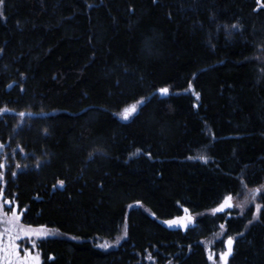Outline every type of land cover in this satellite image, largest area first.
Segmentation results:
<instances>
[{"label": "trees", "instance_id": "obj_1", "mask_svg": "<svg viewBox=\"0 0 264 264\" xmlns=\"http://www.w3.org/2000/svg\"><path fill=\"white\" fill-rule=\"evenodd\" d=\"M4 109L0 196L56 232L38 243L42 264H208L201 241L225 224L228 264H264V193L249 226L250 211L204 215L264 181L256 0H4ZM125 217V241L98 248Z\"/></svg>", "mask_w": 264, "mask_h": 264}, {"label": "rangeland", "instance_id": "obj_2", "mask_svg": "<svg viewBox=\"0 0 264 264\" xmlns=\"http://www.w3.org/2000/svg\"><path fill=\"white\" fill-rule=\"evenodd\" d=\"M0 14H1V5H0ZM141 101H143L144 103L145 99H141L137 102L131 103L123 107L120 111L116 112L115 114L116 117L120 121L126 122L121 117L123 110L125 108H130L133 105H135L138 111L140 106L142 105L140 103ZM134 114L135 113L130 115L128 120H130ZM195 156L205 158L204 153H201V152L197 153V155ZM0 165H2V168L0 167V176H1L2 173L4 174L7 172L6 168L8 167V165L6 164L5 161L0 162ZM257 189L259 190V193H257L256 191ZM257 189L247 188L246 186L241 185L239 191L234 196H231L232 207L225 208L223 211H220V212L215 211L223 203L224 201L223 200L222 203L215 210L208 211L204 215L207 214V215L215 216L217 214H222L226 216L227 218L229 217V218L236 219L238 217L239 218L243 217L244 215H246V213H248V211H250L249 221L254 220V217L257 212V207H259L261 210V206L259 203V194L264 193V181L261 184V186L258 187ZM134 207H136V205L134 204L130 205L127 211H129L131 208H134ZM13 213H16L17 224L20 227H23L25 229H30L31 231L29 232L28 235H24L23 233H21V238L19 239L10 240L9 236L10 235L14 236L15 232L14 231L11 233L9 232V229L11 228V226L5 223V217L11 219ZM192 220H193L192 218L187 217V218L182 219L180 221L181 222L180 224L189 225V223H191ZM256 222L258 221H254L251 224H254ZM251 224L248 222L247 226ZM126 229H127V218L125 217L115 237L111 239L95 240V245L102 250H111L113 248H116L123 241H125L126 232H127ZM226 230H227V225L225 224L223 228L219 227L216 232L212 233L211 235H209L208 237L204 238L201 241V244L207 256L208 264H224V262L220 260V255L221 253L227 251V239L229 237H227L225 234ZM37 233L39 235H36ZM55 235H56V232L53 229H49L47 227H31V226L24 225L21 220V211L15 207L14 203L12 202L9 203V201L5 202L2 200V197L0 196V264H4L3 257L6 255V253L4 252V249L8 248L9 245L12 243L16 245V251L18 252L21 259L27 258L26 254L30 253L31 256L33 257H39L40 264H42V258L37 248L38 243L40 241H44L51 237H54ZM231 238L233 239V237ZM101 245H107V247H101ZM209 257H212V259H210ZM230 257L231 255L227 257V261H229Z\"/></svg>", "mask_w": 264, "mask_h": 264}, {"label": "snow or ice", "instance_id": "obj_3", "mask_svg": "<svg viewBox=\"0 0 264 264\" xmlns=\"http://www.w3.org/2000/svg\"><path fill=\"white\" fill-rule=\"evenodd\" d=\"M257 4L260 5L261 8H264V0H256ZM4 4V0H0V5ZM259 10V9H256ZM233 28H237L238 25L233 24L232 25ZM160 94L162 96H167L169 94V89L168 88H161L159 90ZM199 98V95L197 94V99ZM141 104H143V101L140 102ZM0 111H7V109L4 110H0ZM137 112V108L135 105H133L130 108H125L121 114V117L123 120L127 121L130 117V115H132L133 113ZM21 115H24L23 113H21ZM199 159L204 160L205 162H207L206 158L204 157H199ZM0 167H2V165H0ZM12 175H16L15 173H12ZM60 187H64V181L61 180L59 181ZM257 193H259V190H256ZM231 196H228L227 198L224 199L223 203L215 210L217 212L223 211L225 208H230L232 207V203H231ZM10 203V202H9ZM187 211V210H185ZM260 208L257 207V212L256 215L254 217V220H250L249 223H253L254 221H259L261 219L260 216ZM5 223L10 225L11 228L9 229V232H15V235H10L9 239L10 240H14V239H19L21 238V233H23L24 235H28L29 232L31 231L30 229H25L23 227H20L17 224V216L16 213H13L12 218L9 219L7 217H5ZM168 225L171 227L175 224H179L181 223L178 220H169L167 221ZM183 227H187V224H182ZM224 225H221V228H223ZM36 235H39L38 233ZM242 235V233H241ZM233 239L231 237H229L227 239V251L221 253L220 255V260H222L224 262V264H228L227 261V257L229 255L232 254V245H233ZM101 247H107V245H101ZM4 252L6 253V255L3 257L4 259V264H40L39 261V257H33L31 256V254H26L27 258L21 259L18 252L16 251V245L14 243L10 244L8 248L4 249ZM210 259H212V257H209Z\"/></svg>", "mask_w": 264, "mask_h": 264}, {"label": "water", "instance_id": "obj_4", "mask_svg": "<svg viewBox=\"0 0 264 264\" xmlns=\"http://www.w3.org/2000/svg\"><path fill=\"white\" fill-rule=\"evenodd\" d=\"M159 93H160V92H159ZM161 97L163 98V97H165V96H162V95H161Z\"/></svg>", "mask_w": 264, "mask_h": 264}, {"label": "bare ground", "instance_id": "obj_5", "mask_svg": "<svg viewBox=\"0 0 264 264\" xmlns=\"http://www.w3.org/2000/svg\"><path fill=\"white\" fill-rule=\"evenodd\" d=\"M159 93V92H158ZM159 95H161L160 93H159ZM166 97V96H165Z\"/></svg>", "mask_w": 264, "mask_h": 264}]
</instances>
